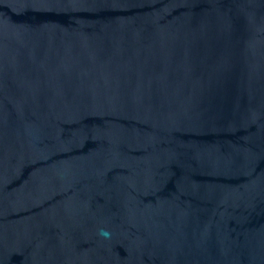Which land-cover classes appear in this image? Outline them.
Returning <instances> with one entry per match:
<instances>
[{"label": "water", "instance_id": "1", "mask_svg": "<svg viewBox=\"0 0 264 264\" xmlns=\"http://www.w3.org/2000/svg\"><path fill=\"white\" fill-rule=\"evenodd\" d=\"M0 264H264V0H0Z\"/></svg>", "mask_w": 264, "mask_h": 264}]
</instances>
